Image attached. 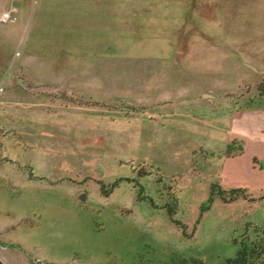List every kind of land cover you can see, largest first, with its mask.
<instances>
[{
	"label": "rangeland",
	"instance_id": "rangeland-1",
	"mask_svg": "<svg viewBox=\"0 0 264 264\" xmlns=\"http://www.w3.org/2000/svg\"><path fill=\"white\" fill-rule=\"evenodd\" d=\"M80 2L57 13L89 45L39 72L68 91L26 116L0 88L5 237L47 264H225L264 226V201L217 189L229 115L264 107V0Z\"/></svg>",
	"mask_w": 264,
	"mask_h": 264
},
{
	"label": "crops",
	"instance_id": "crops-1",
	"mask_svg": "<svg viewBox=\"0 0 264 264\" xmlns=\"http://www.w3.org/2000/svg\"><path fill=\"white\" fill-rule=\"evenodd\" d=\"M98 1L102 3L104 0ZM109 1L114 5L117 0ZM60 2L62 0H0V19L4 12L15 10L18 17L17 21L8 24H2L0 21V88L5 87L4 89L9 91L5 101L9 102L17 97L18 104L24 106L18 110L20 115L25 113L30 116L27 111L30 113L31 110H26V106L36 107L38 104L30 103L31 100L42 97L47 88L50 89L49 94L54 93L51 94L53 97L57 95L55 91L59 88L68 91L75 78L59 77L56 73L54 76L42 77L39 72L42 69H57L59 66L73 68L72 60H69V65L53 63H59L62 58L59 53H65L66 57V53L73 52L75 36L82 37V43L89 45V36H85L80 29L76 30L74 21L70 23V19L57 13L58 6H63ZM87 3L88 0H81L78 6ZM59 11L61 14L67 12L62 9ZM230 20H233V17ZM54 55L59 57H53ZM47 61L49 62L46 63ZM81 67H88V64ZM14 85L18 86L20 91L15 90ZM4 92L5 90L2 91L3 94ZM226 134L221 149L226 151L231 143L237 142L243 145V152L241 155L222 158L218 185L222 190L241 188L259 196L264 192V169L259 163H255V160L264 161V107L234 108L229 115ZM29 140H25V143L34 142V139ZM21 146L19 144V147ZM32 147L41 148L39 144ZM249 175L254 176L253 180H257L254 185L249 183ZM18 178L27 179L20 174ZM8 231L0 224V264H47L43 259L23 249L19 243H11L5 237Z\"/></svg>",
	"mask_w": 264,
	"mask_h": 264
},
{
	"label": "trees",
	"instance_id": "trees-1",
	"mask_svg": "<svg viewBox=\"0 0 264 264\" xmlns=\"http://www.w3.org/2000/svg\"><path fill=\"white\" fill-rule=\"evenodd\" d=\"M258 89L261 92L259 98L264 101V94H262L264 93V80ZM242 152L243 145L233 142L225 151V156H237L241 155ZM255 163H259L261 168L264 169V161L255 160ZM120 182L117 181L113 188L119 187ZM217 189L219 190V198L225 203H234L241 199L251 202L264 201V192L258 198H254V194H251L246 189L232 188L222 190L219 185H217ZM234 244L238 247L237 254L234 258L228 259L225 264H264V226H247L241 238L234 239Z\"/></svg>",
	"mask_w": 264,
	"mask_h": 264
},
{
	"label": "built area",
	"instance_id": "built-area-1",
	"mask_svg": "<svg viewBox=\"0 0 264 264\" xmlns=\"http://www.w3.org/2000/svg\"><path fill=\"white\" fill-rule=\"evenodd\" d=\"M17 19H18L17 10H15V11L4 12L1 16L0 21L2 24H8L17 21ZM0 91H3V89H0Z\"/></svg>",
	"mask_w": 264,
	"mask_h": 264
}]
</instances>
